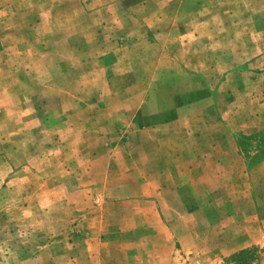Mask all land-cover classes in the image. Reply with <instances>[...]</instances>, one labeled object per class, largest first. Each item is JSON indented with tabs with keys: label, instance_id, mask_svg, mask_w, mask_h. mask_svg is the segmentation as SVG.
Returning <instances> with one entry per match:
<instances>
[{
	"label": "rangeland",
	"instance_id": "374dc122",
	"mask_svg": "<svg viewBox=\"0 0 264 264\" xmlns=\"http://www.w3.org/2000/svg\"><path fill=\"white\" fill-rule=\"evenodd\" d=\"M264 264V0H0V264Z\"/></svg>",
	"mask_w": 264,
	"mask_h": 264
},
{
	"label": "crops",
	"instance_id": "0c3cea01",
	"mask_svg": "<svg viewBox=\"0 0 264 264\" xmlns=\"http://www.w3.org/2000/svg\"><path fill=\"white\" fill-rule=\"evenodd\" d=\"M97 262H96V264H107V262H108V260L106 261V260H102V259H100V258H97V260H96Z\"/></svg>",
	"mask_w": 264,
	"mask_h": 264
}]
</instances>
